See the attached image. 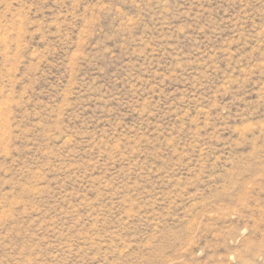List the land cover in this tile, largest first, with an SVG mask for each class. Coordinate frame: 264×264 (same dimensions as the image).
I'll list each match as a JSON object with an SVG mask.
<instances>
[{
	"label": "rangeland",
	"instance_id": "rangeland-1",
	"mask_svg": "<svg viewBox=\"0 0 264 264\" xmlns=\"http://www.w3.org/2000/svg\"><path fill=\"white\" fill-rule=\"evenodd\" d=\"M0 264H264V0H0Z\"/></svg>",
	"mask_w": 264,
	"mask_h": 264
}]
</instances>
